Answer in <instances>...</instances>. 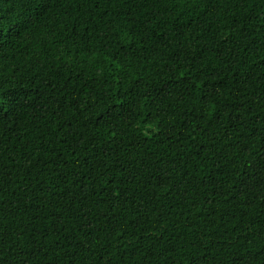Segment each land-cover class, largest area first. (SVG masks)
Masks as SVG:
<instances>
[{"label":"trees","instance_id":"1","mask_svg":"<svg viewBox=\"0 0 264 264\" xmlns=\"http://www.w3.org/2000/svg\"><path fill=\"white\" fill-rule=\"evenodd\" d=\"M0 264H264V0H0Z\"/></svg>","mask_w":264,"mask_h":264}]
</instances>
